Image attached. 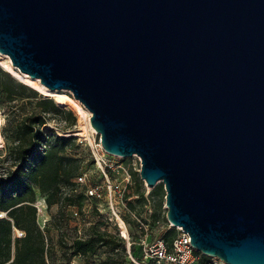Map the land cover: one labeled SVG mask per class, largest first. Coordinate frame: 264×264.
<instances>
[{
  "label": "water",
  "instance_id": "1",
  "mask_svg": "<svg viewBox=\"0 0 264 264\" xmlns=\"http://www.w3.org/2000/svg\"><path fill=\"white\" fill-rule=\"evenodd\" d=\"M0 55L137 156L196 251L264 264V0H0Z\"/></svg>",
  "mask_w": 264,
  "mask_h": 264
},
{
  "label": "trees",
  "instance_id": "2",
  "mask_svg": "<svg viewBox=\"0 0 264 264\" xmlns=\"http://www.w3.org/2000/svg\"><path fill=\"white\" fill-rule=\"evenodd\" d=\"M0 95H3L1 114L4 103L17 105L13 106L15 112L2 118L0 124L2 149L5 150L4 159L0 160V264H57L60 260L69 264L75 257L93 259L100 253L103 257L97 264H125L128 257L125 242L109 230V224L102 217L80 218V237L76 227H69L73 220L72 209L79 210L84 200L74 191L72 180L81 170L89 168L91 162L88 159L87 168L82 166V159L77 157V137H66L44 127L52 120L66 123L68 118L74 125L72 113L62 108L63 103L55 100L56 104L52 98L39 95L1 67ZM134 178L133 174L131 189L137 192L141 185H136ZM157 193L164 196L162 184L156 185L150 195L153 197ZM36 195L43 199L45 208L59 204L68 211L58 218L59 257L56 245L37 224ZM139 199L143 206L144 193H140ZM128 208L139 215L132 202L128 203ZM153 216L150 217L151 230ZM127 222L131 230V256L136 263H142L140 247L135 245L134 223L128 219ZM176 234L177 230L171 228L162 238L170 244Z\"/></svg>",
  "mask_w": 264,
  "mask_h": 264
},
{
  "label": "built area",
  "instance_id": "3",
  "mask_svg": "<svg viewBox=\"0 0 264 264\" xmlns=\"http://www.w3.org/2000/svg\"><path fill=\"white\" fill-rule=\"evenodd\" d=\"M80 144L87 148L91 165L81 170L72 180L74 191L84 198L79 210L72 209L73 220L79 221L74 225L77 236L82 235L80 218L102 217L109 224V230L124 240L127 256L135 261L130 253L132 243L128 219L134 223L135 245L140 247L144 261L141 264H228L217 257H208L196 251L189 243L188 234L180 228H175V238L170 244L166 243L162 234L173 228L166 220L164 226L153 236L150 226L153 197L149 194L150 190L144 194L143 215L139 216L128 208V203L132 202L129 200L132 198L130 193L133 185V173L129 167L120 161L121 158L107 154L102 149L99 135L95 131L86 139L83 137ZM133 157L137 159L139 174L140 159ZM156 223L158 221L154 222Z\"/></svg>",
  "mask_w": 264,
  "mask_h": 264
},
{
  "label": "rangeland",
  "instance_id": "4",
  "mask_svg": "<svg viewBox=\"0 0 264 264\" xmlns=\"http://www.w3.org/2000/svg\"><path fill=\"white\" fill-rule=\"evenodd\" d=\"M7 73H9V72H7ZM9 75H11L12 77L15 78V76H13L11 73H9ZM15 79H17V78H15ZM20 82H22V81H20ZM23 84H25V83H23ZM26 86H28V85H26ZM28 87L35 90L39 95H41L43 97L52 98V100L55 102V99L51 95H47L45 93H42V92H40V91L30 87V86H28ZM63 93L68 95L71 99H73L69 95L68 92L63 91ZM0 99L3 101V95H0ZM4 104H5V109H4V112L1 114L3 119L5 117H7L8 115L14 113L16 108H14L13 106H17L16 103H4ZM63 105L64 106H62V108L70 111L72 113V115L74 116L75 124L71 125V123H70L71 120L69 118H68V122H66V123L59 122L56 120H52V121H50L49 124H47L44 127V129L47 131L54 130L55 132H61L63 134V136H66V137H68V136L77 137L78 139L76 140V142L79 145V149L77 150V157L82 159L81 160L82 166H84V168H85L87 160L89 159V152H88L87 148L84 146V144H80V141L82 140L83 137H79L78 135H75V132H77L80 129L79 122H78V115L76 114L75 108L71 104L63 103ZM90 135H91V132H89L88 136H90ZM1 140H2V138H1ZM2 147H3V145H1L0 149H2ZM4 156H5V150L2 149V152L0 153V160H3ZM120 161H122L125 166H128L131 173L134 174V177H135L134 181H135L136 185H139V184L141 185L137 192L131 190L130 195H132V198L129 201H132V203L135 204V208H136L137 213L139 215H143L142 214V212H143L142 211L143 210L142 200L139 199V195L141 192L145 194L147 191H149V189L145 186L146 183L140 180L139 176L138 177L135 176V174L137 173V170H138V165L136 164L137 159H136V157H131V158L121 159ZM139 182H141V183H139ZM150 193H151V190H150L149 194ZM164 195H165V193H164ZM38 199H39V195H36V201ZM36 201H35V203H36ZM152 207L154 208L153 209V215H154L153 217L155 219L154 222L158 221V223H156L152 226V234L154 236L161 229V227L164 226L165 220H166V218H165L166 211L164 209V196L162 197L161 193H157L153 196ZM38 211L39 210L37 207V214H38ZM67 213H68V211H67V209H65L64 205H59V204L53 205L49 209L45 208L44 214L46 217L40 218V220L38 219V221H37V224L39 225V227H41L43 229L45 234L51 239V242L54 245H56L55 249L57 250V256L58 257L60 256L59 253L61 250V248L59 247L61 245L58 243V238L60 237L59 229H58V226H59L58 218L61 217L63 214L65 216V214H67ZM78 222L75 220H72L69 224L70 225L69 227H74L75 223L78 224ZM129 233L131 234V230H129ZM101 257H103V253H100L99 257H95L93 259L75 257L69 261V264H97L98 259H100ZM63 263L64 262L61 260L57 262V264H63ZM125 264H136V261H133L129 257H127L125 260ZM138 264H141V263H138Z\"/></svg>",
  "mask_w": 264,
  "mask_h": 264
},
{
  "label": "bare ground",
  "instance_id": "5",
  "mask_svg": "<svg viewBox=\"0 0 264 264\" xmlns=\"http://www.w3.org/2000/svg\"><path fill=\"white\" fill-rule=\"evenodd\" d=\"M0 66L7 72L11 73L13 76H15L17 79L22 81V83H25L26 85L42 92L47 95H51L55 100L61 102V103H67L71 104L75 110L76 114L78 115V122L80 129L75 132V135H78L79 137H84L85 139L88 137L89 132L94 131L93 128L89 124V112L84 109V107L81 106L79 102H77L74 99H71L68 95L64 94L63 91H50L45 86L41 85L39 80L31 78L30 76L26 74H22L18 72L8 61V58L4 55H0ZM18 80V81H19ZM2 122V115L0 113V124ZM3 145V142L1 140L0 136V146ZM35 206L38 207V219L45 218L44 209H45V203L43 199L39 198Z\"/></svg>",
  "mask_w": 264,
  "mask_h": 264
}]
</instances>
